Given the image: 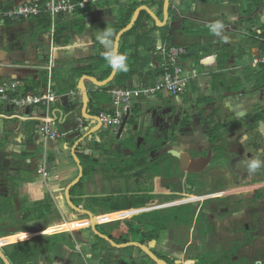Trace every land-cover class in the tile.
Returning a JSON list of instances; mask_svg holds the SVG:
<instances>
[{
  "label": "flooded vegetation",
  "instance_id": "af4514ba",
  "mask_svg": "<svg viewBox=\"0 0 264 264\" xmlns=\"http://www.w3.org/2000/svg\"><path fill=\"white\" fill-rule=\"evenodd\" d=\"M231 70L216 87L205 79L200 92L191 85L179 97L159 93L143 104L133 124L96 137L101 148L92 160L100 155L113 169L125 164V195H54L51 188L47 195H18L10 161L28 163V151L24 144L18 152L14 143L5 145L0 173L12 170L0 177V249L9 263L64 264L62 248L68 242L69 259L80 264L75 261L80 243L63 242L62 231L46 230L66 222H74V228L80 214L90 229L98 205L122 199L121 205L140 209L139 242L161 245L166 254H153L167 264H264V167L252 174L247 167L253 158L264 161V85L241 89L252 90L251 98L260 101L248 117L234 115L229 106L238 99L232 94ZM208 71L221 75L224 70ZM12 136L17 143L23 138L18 130ZM29 159L37 172L45 160L44 183L62 181V173L50 172L47 150L38 148ZM86 244V251L98 248L91 240ZM137 252L141 263L152 260L145 251ZM0 264H5L1 258Z\"/></svg>",
  "mask_w": 264,
  "mask_h": 264
},
{
  "label": "crops",
  "instance_id": "0c3cea01",
  "mask_svg": "<svg viewBox=\"0 0 264 264\" xmlns=\"http://www.w3.org/2000/svg\"><path fill=\"white\" fill-rule=\"evenodd\" d=\"M31 1L35 0H0V7L12 8ZM181 1L170 0L166 16L163 12V0H106L96 5H88L89 7L85 10H77L73 15H60L54 21L50 19L49 28L45 26L46 23L43 20L41 21L42 15L27 20H0V82L7 79L17 80L21 94H39L49 90L57 96L55 107L66 115L65 121L59 125V129L65 133L64 136L42 141L32 134L33 138L23 143L28 151V163L19 162L18 158L10 161V166L16 171L12 176H15L18 195H44L45 193L47 195L49 188L53 189L54 195H65L64 189L71 183H75L69 189L71 195H125L127 193L123 176L125 164L119 162L118 166L113 169L111 163L105 159L102 160L100 155L99 161L92 160L94 156L98 157L96 155L99 154L98 150L101 148L96 137L105 132L106 127L103 125L100 127L98 121L89 115L98 116L101 111L111 112L114 109L107 88L111 85H118L115 80L118 72L113 81L103 87L97 86L94 81L85 80V88L89 95L86 112L83 110V97L78 85L79 79L85 75L95 77L99 81L109 77L112 70L102 57L104 49L97 37L103 26L114 33L117 29V31L122 29L128 24L134 11L140 7H148L157 15L159 22L142 8L139 11L138 18L140 19L134 33L125 39L121 36L119 51L128 57V71L124 73L131 75L124 80L123 85L133 87L140 83L154 82V70L160 67L161 62V56L155 51V47L157 49L160 45L186 47L187 55L184 56L182 63L187 71L195 75L191 82L195 92L201 91L205 85V79L209 86L212 82L213 87L219 85L215 81L219 74H210V71L204 70L205 67L224 70L221 75H225V70L228 69H232L233 73L237 70L244 71L248 85L242 87L236 76L232 77V82L236 83L233 86L235 90L232 92L233 95L243 91L241 90L243 88L264 85V65H252L253 59L264 51V37L260 35L264 32V5L255 6L254 0H189L192 1L193 7L199 6L198 10L200 9L202 14L193 16L191 10H186L188 7H178L177 2ZM183 5L186 6L185 3ZM99 12L103 13V21H100ZM147 15L153 19V22ZM112 16L115 18L111 19ZM212 17L224 23L222 36H226L227 41L212 34L206 28L215 22V20L211 21ZM188 22L193 25L188 27ZM195 25L198 27V32L192 31ZM201 31L206 34L200 35ZM238 35L247 37L244 40L251 41L255 52L250 53L238 47L240 43H235ZM201 46L209 47L212 53L200 58L198 64L201 67H199L197 64L194 65V61L202 52ZM204 71L205 74L200 75ZM71 91L75 94L70 95ZM159 93L150 98L135 99L129 117V122H131L125 127L133 124L131 119H136L137 112L139 113L143 104L154 101ZM65 96H67L66 101L63 100ZM234 97L241 99L240 95ZM231 100L235 101L234 98ZM17 108L19 107L0 104V119L7 122V126L3 122V124L0 123V160L2 161L5 160L3 157H7L3 148L10 147L12 143H14L15 150L21 148L17 142H13L12 133L18 130L25 135L28 131H34L39 121L37 118L44 115V109L39 105L19 108V110ZM16 115L28 117L18 118ZM78 117L84 120L82 128L77 127ZM90 132L92 134L81 141L82 137ZM34 146H41L43 151L47 150L50 157V172L52 171L53 175L62 173L61 182L44 183L42 174L37 172L34 164L29 163V157L37 151L33 150ZM89 147L94 151L92 155L89 154ZM74 152L79 163L74 157ZM79 164L82 168L80 176ZM7 170L12 169L5 168L3 173H0L2 179L7 175ZM58 186L62 192H57L59 191ZM122 202V199H116L98 205V209L94 211L96 230L116 243L141 244L138 221H132L138 218L140 209L128 208L121 205ZM76 218L78 220L74 228L71 227V223L74 222H66L61 226L49 227L46 233L62 231L61 234H64L66 241L73 240V242L80 243L82 252L88 250L89 245L86 242L91 240L94 246L98 245L97 250L87 251L86 256L83 255L86 260L90 261V264L156 263L153 260H145L141 263L137 252L140 249L136 246L125 247L134 249L130 252L120 251V248L111 246L109 241L98 236L91 227L86 228L85 224L88 220L83 219V214L77 215ZM92 233L95 237L90 236ZM102 241L105 244H102ZM144 246H150L152 251L159 254L167 252L161 245H155L153 241L150 245ZM68 248L65 247L67 254ZM68 263L75 264L70 259Z\"/></svg>",
  "mask_w": 264,
  "mask_h": 264
},
{
  "label": "built area",
  "instance_id": "2783aa9c",
  "mask_svg": "<svg viewBox=\"0 0 264 264\" xmlns=\"http://www.w3.org/2000/svg\"><path fill=\"white\" fill-rule=\"evenodd\" d=\"M102 1L106 0H35L12 8L0 7V20H27L46 14L54 21L60 15L70 16L77 10L85 9L88 5H96ZM157 52L161 56L160 68L162 73L154 83H140L133 87L111 85L107 88L114 109L111 112L101 111L98 116L102 125L111 132L116 133L118 131L124 117L131 113L135 99L140 97L150 98L159 92H166L178 97L190 89L195 75L187 71L182 63L184 56L187 55L186 47L182 45H160L157 47ZM252 65H264V51L253 59ZM205 70H209V67H205ZM204 74L205 71L200 73V75ZM69 94L73 95L75 93L71 91ZM56 98L57 96L49 90L39 94H21L17 80L7 79L0 82V104H8L19 108L32 105L43 107L44 115L37 118L39 121L34 127L35 135L42 141L57 139L65 135L59 129V125L65 121L66 115L55 107ZM17 117L27 118L28 116L18 115ZM83 121L82 117L77 118L78 128L83 127ZM38 171L43 177L46 176L44 159L39 164Z\"/></svg>",
  "mask_w": 264,
  "mask_h": 264
},
{
  "label": "water",
  "instance_id": "95a60500",
  "mask_svg": "<svg viewBox=\"0 0 264 264\" xmlns=\"http://www.w3.org/2000/svg\"><path fill=\"white\" fill-rule=\"evenodd\" d=\"M170 0H163V12H164V15L166 16L167 15V12H168V8L170 6ZM144 8L148 14L155 20V21H158L159 22V18L157 17V15H155V13L153 11H151L148 7L146 6H143V7H140L138 9H136L130 19V21L128 22L127 25H125L122 29H120L118 31V33L116 34V37H115V46L116 48L119 50V44H120V39H121V36L129 31L133 26L134 24L136 23L137 19H138V16H139V11ZM99 16H100V21H103V13L102 12H99ZM105 18V17H104ZM115 17H111V19H114ZM106 21V20H105ZM103 26V24H102ZM106 30V28L103 26L102 27V31ZM190 54V53H189ZM206 66V65H204ZM205 69V68H204ZM116 72H111V74L109 75L108 78H106L105 80L103 81H99L97 80V78L95 77H91V76H83L79 79V85H78V88L82 94V97H83V110L86 112V107H87V104H88V101H89V95H88V92L85 88V80H90V81H94L95 84L97 86H100V87H103L105 85H108L111 81H113V78L115 76ZM253 91L252 90H243V91H240L238 92L237 94H234L233 96H237V95H240L241 96V99L238 100V103L237 105H235V101H232V106H229V110L230 111H233L234 112V115L235 114H240L244 117H248L249 116V113H254L256 112L257 110V107H256V104L259 103L260 100L258 99H255V98H251V95H252ZM63 100L66 101L67 100V96L63 97ZM65 104V103H64ZM226 104H229L226 103ZM222 107H225V105H222ZM19 110V108H17ZM238 112V113H236ZM89 117H93L94 119H96L101 127L102 123L100 121V118L98 116H90ZM130 117V114H127L124 119H123V122L120 126V132L123 130V128L125 127L128 119ZM32 134H34L35 138H37V136L35 135L34 131L30 132L28 131L27 134H22L23 135V138L20 137L19 140H18V144L19 145H22L23 143H27L28 141H30V139H32ZM92 134V132L84 135L81 139V141H84V139L88 138L90 135ZM39 144V143H38ZM38 148H41V146L39 147H36L34 146L33 147V150H37ZM74 157L76 159V161L79 163V159L78 157L75 155V152H74ZM79 168H80V175H82V168H81V165L79 164ZM79 179H77L78 181ZM75 183H71V185H68L65 189H64V193L65 195H69V189L72 185H74ZM90 227L96 232V234H98V236H100L101 238L109 241V243H111V245H113L114 247H117V248H125L127 246H130V245H133V246H136L138 249L142 250V251H145L147 255H149L151 257V259L156 262V264H167L165 261L157 258L154 254H153V251L151 250V247H147V246H144V245H141V244H138L136 242H130V243H116L115 241H113L111 238H109L107 235L105 234H101L99 232H97L96 230V223L95 221H91L90 223ZM0 258L3 260V262L5 264H10L8 259L5 257V255L2 253L1 249H0ZM133 261H134V258L132 257L131 258ZM137 260V259H135Z\"/></svg>",
  "mask_w": 264,
  "mask_h": 264
},
{
  "label": "clouds",
  "instance_id": "9594fccd",
  "mask_svg": "<svg viewBox=\"0 0 264 264\" xmlns=\"http://www.w3.org/2000/svg\"><path fill=\"white\" fill-rule=\"evenodd\" d=\"M225 25L221 21H215L209 25L210 31L227 41L226 36H222ZM116 33L109 31L107 28L101 31L97 40L103 46L102 52L103 59L107 62L108 66L113 72H127L128 71V57L126 54L120 52L115 46ZM249 174L256 172L261 167H264V161L253 158L247 165ZM259 264V262H258Z\"/></svg>",
  "mask_w": 264,
  "mask_h": 264
},
{
  "label": "rangeland",
  "instance_id": "374dc122",
  "mask_svg": "<svg viewBox=\"0 0 264 264\" xmlns=\"http://www.w3.org/2000/svg\"><path fill=\"white\" fill-rule=\"evenodd\" d=\"M186 4V6H184L183 4ZM177 4L179 5L178 7H181V6H183V7H185V8H187L186 10H191V14H194L193 16H197L196 14H200V15H202L201 14V11H199L198 10V7L199 6H195V7H193V5H192V1H189V0H182L181 2H177ZM260 14H262V13H260ZM205 18V17H204ZM213 19H211V21L212 20H215L214 19V17H212ZM215 21H218V20H215ZM189 23V22H188ZM193 24H191V23H189L188 24V27H191ZM206 28H208V30L210 31V29H209V26H207ZM192 31H197L198 32V27H197V25H195L193 28H192ZM211 32V31H210ZM203 33H205V32H200V35L201 34H203ZM212 33V32H211ZM198 34V33H197ZM206 34V33H205ZM213 34V33H212ZM238 38L236 39V41H235V43L236 44H238V43H240V44H238L237 46L238 47H240V48H244V49H246V51H249L250 53H252V52H255V49H254V46H252V43H251V41H246V40H244V39H247V37L245 38V36H240V35H238L237 36ZM246 45H248V46H246ZM201 48H202V52L198 55L199 57H197L196 59H195V61H194V65L195 64H197L199 67H201V65H199L198 63H199V61H200V58L202 57V56H204V55H210L211 53H212V49H209V47H203V46H201ZM252 60V59H251ZM234 76H236V79L237 80H239L240 81V83L242 84V87H246L247 85H248V83H247V81H246V74H245V72L244 71H240V70H237L236 71V73H234ZM253 76V75H252ZM254 77V76H253ZM224 78H225V76H223V75H218V77L216 78V82H220V81H222V80H224ZM164 93H166V92H164ZM167 94V93H166ZM65 109V108H64ZM1 111V110H0ZM132 113L134 114V111H132ZM4 123V125L5 126H7V122H5V121H2V119H0V123L1 124H3ZM8 128V127H7ZM105 130H106V128H104ZM122 203H125V201H123ZM99 218V217H98ZM138 221V218H134V219H132V221ZM11 239V238H10ZM22 239H27V237H25V238H22ZM63 239V242H64V240L66 239V238H62ZM13 240H15V239H12V240H4V241H2V242H7V241H13ZM1 242V243H2ZM67 242V241H66ZM48 244H49V242H48ZM66 244V247L68 248L70 245H69V243L67 242V243H65ZM102 244H105L104 243V241H102ZM112 246V245H111ZM114 248V247H113ZM113 250H115V249H113ZM116 250H118V249H116ZM120 251H127V252H130V251H132V250H134V249H132V247L130 248H124V249H122V248H120L119 249ZM62 252H65V254H66V257H65V262H64V264H68V262H69V257H67L68 256V254H67V250L65 249V248H62ZM86 254H87V251L86 250H84V252H82L81 251V253L79 254V256L77 257V259L75 260L76 262H80V264H90V261H88V260H86L84 257L86 256ZM81 255V256H80ZM83 255H85V256H83Z\"/></svg>",
  "mask_w": 264,
  "mask_h": 264
},
{
  "label": "trees",
  "instance_id": "16d2710c",
  "mask_svg": "<svg viewBox=\"0 0 264 264\" xmlns=\"http://www.w3.org/2000/svg\"><path fill=\"white\" fill-rule=\"evenodd\" d=\"M255 6H260L261 4H263L264 5V0H254V3H253ZM90 6V5H89ZM89 6H87V7H89ZM83 10H85V9H83ZM249 12V11H248ZM131 14V13H130ZM148 16V15H147ZM149 17V19L153 22V19L150 17V16H148ZM84 21H86V19L85 18H82ZM139 19L140 18H138L137 19V21H136V23L134 24V26L129 30V31H127V32H125L123 35H122V38L123 39H125L126 37H128L131 33H134V31H135V29H136V27H137V25H138V22H139ZM44 21L46 24H45V26L46 27H50V18H49V16L48 15H42V17H41V21ZM88 20V19H87ZM118 30V29H117ZM116 30V32L115 33H117L118 31ZM260 35H262L263 37H264V32H263V34H260ZM171 46V45H170ZM155 51L157 52V49H156V47H155ZM162 73V69L160 68V67H158V68H155V70H154V78H155V80H156V78L160 75ZM129 76H131V75H125V73L124 72H118L117 73V76H116V82L118 83V85H123V83H124V80L126 79V78H128ZM155 80H154V82H155ZM154 82H152V83H154ZM148 83V82H147ZM152 83H148V84H152ZM106 89V88H105ZM8 244V243H7ZM25 245V243H17V246L18 247H23ZM20 259V258H19Z\"/></svg>",
  "mask_w": 264,
  "mask_h": 264
}]
</instances>
